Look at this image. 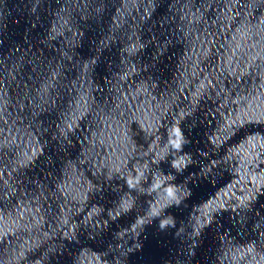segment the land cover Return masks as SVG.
Listing matches in <instances>:
<instances>
[{"label": "water", "instance_id": "obj_1", "mask_svg": "<svg viewBox=\"0 0 264 264\" xmlns=\"http://www.w3.org/2000/svg\"><path fill=\"white\" fill-rule=\"evenodd\" d=\"M0 264H264V0H0Z\"/></svg>", "mask_w": 264, "mask_h": 264}]
</instances>
